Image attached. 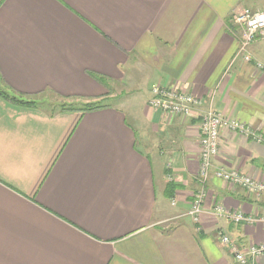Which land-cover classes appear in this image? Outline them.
Listing matches in <instances>:
<instances>
[{"label":"crops","instance_id":"crops-1","mask_svg":"<svg viewBox=\"0 0 264 264\" xmlns=\"http://www.w3.org/2000/svg\"><path fill=\"white\" fill-rule=\"evenodd\" d=\"M243 8L264 0H0V85L37 103L0 93V264H240L220 230L243 250L264 243V196L214 175L264 178V39L242 48ZM156 83L203 103L187 118L154 110ZM101 97L121 100L61 107ZM209 106L246 130L221 129L195 223Z\"/></svg>","mask_w":264,"mask_h":264},{"label":"built area","instance_id":"built-area-1","mask_svg":"<svg viewBox=\"0 0 264 264\" xmlns=\"http://www.w3.org/2000/svg\"><path fill=\"white\" fill-rule=\"evenodd\" d=\"M232 22L236 27L241 28V35H238L243 49H246L254 41L264 39V10H254L243 8L234 13ZM246 59H251L246 56ZM258 68L264 73V63L256 61ZM152 97L149 100V106L154 110L163 113L187 118L192 116L194 110L203 102L194 94L179 90L176 87L163 86L160 83L153 84L151 88ZM200 118V169L198 174L199 182L202 185L198 189L195 198L191 204L189 214L195 223L200 222L203 201L205 197L204 185L212 175V166L214 158L220 152L221 129L228 127L232 130L245 132L243 124L238 120L225 117L222 112L209 106V108L198 115ZM214 175L223 179L232 186L244 188L251 194L264 196V178H253L240 173L237 169H227L224 167L214 171ZM173 199L172 203L175 204ZM215 213L220 216H227L235 222H253L254 218L245 216L241 212L229 213L221 205L215 207ZM264 222V217L261 218ZM221 241L227 245L233 253L234 258L240 264H248L257 258L264 256V243L251 245L246 249L239 248L231 238L222 230L219 231Z\"/></svg>","mask_w":264,"mask_h":264},{"label":"trees","instance_id":"trees-1","mask_svg":"<svg viewBox=\"0 0 264 264\" xmlns=\"http://www.w3.org/2000/svg\"><path fill=\"white\" fill-rule=\"evenodd\" d=\"M97 80H99L100 82H104L103 77L102 76H95ZM0 93L2 95L8 96L11 100L21 104V105H36V101L31 100V99H27L25 95L23 94H19V96H10L9 93L4 92L2 90V87L0 85ZM26 98V99H24ZM107 98H98L95 100H91L89 102H86L85 104H83V106L78 107L75 104H62L61 107L63 109H71V110H79L82 112H89V111H95V110H99V109H104L107 107H110V105L106 104ZM174 188V187H173Z\"/></svg>","mask_w":264,"mask_h":264},{"label":"rangeland","instance_id":"rangeland-1","mask_svg":"<svg viewBox=\"0 0 264 264\" xmlns=\"http://www.w3.org/2000/svg\"><path fill=\"white\" fill-rule=\"evenodd\" d=\"M121 90V87H118L117 88V92ZM39 98L41 99H45L46 101H48V105H46V107L50 106L49 108H51L52 105H55L57 103L55 102H60L56 97H54V95H51V94H48V93H43L39 96ZM120 100L119 98H108L105 102L106 104L110 105V107L112 106H115V105H118L120 103ZM75 105H77L78 107H81L83 106L84 101H78V102H74Z\"/></svg>","mask_w":264,"mask_h":264}]
</instances>
